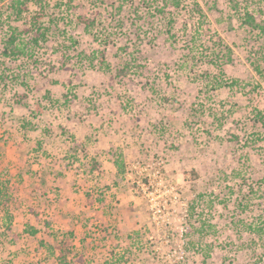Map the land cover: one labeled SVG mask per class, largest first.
<instances>
[{
	"label": "rangeland",
	"instance_id": "obj_1",
	"mask_svg": "<svg viewBox=\"0 0 264 264\" xmlns=\"http://www.w3.org/2000/svg\"><path fill=\"white\" fill-rule=\"evenodd\" d=\"M173 1L0 0V264H264V0Z\"/></svg>",
	"mask_w": 264,
	"mask_h": 264
},
{
	"label": "trees",
	"instance_id": "obj_2",
	"mask_svg": "<svg viewBox=\"0 0 264 264\" xmlns=\"http://www.w3.org/2000/svg\"><path fill=\"white\" fill-rule=\"evenodd\" d=\"M231 3H233V8L236 9L235 2L238 3L236 0H230ZM175 7L180 6L179 0H174L172 2ZM35 4L38 6L39 11L35 13L33 20H31V26L27 28L24 33H27L28 41L25 42L26 38H22V31H20L17 27L12 28V34L7 40L6 50H5V56L11 58V59H18L20 56L28 55L31 49L33 47L38 46L42 42H46L49 38V34L51 33L50 27L47 26L45 23L41 22V18L44 16L45 8L48 4V0H12L11 5L8 6L12 9V14L9 15L10 18L13 20L20 19L26 12L30 11V7ZM85 30L92 33L93 29L95 27V19L93 20H86L85 19ZM244 23L250 26L253 29H259L261 33H264V21L258 22L256 16L249 11L245 12L244 15ZM29 34V35H28ZM126 51L128 48H125ZM138 50L137 52H139ZM90 65H94V59L96 58L99 60V63L101 65V69H104L107 65L106 60V53L105 50L100 51V53H95L94 57H90ZM138 57H131L129 60H127L126 65L119 70L120 75H124L127 73V71L134 67H137L136 59ZM211 63H215L217 65V61L214 60V58L210 59ZM92 63V64H91ZM95 67V66H94ZM259 69V68H258ZM221 72L223 71L222 68L220 69ZM259 117H263L262 111L258 112ZM115 164L118 168L119 172H124V162L119 159L115 161ZM3 197L5 198V207L7 210L6 216H7V226L11 227L13 214L10 208H7V206L13 204L16 207H19L20 203L18 199L14 198L8 191L2 192ZM4 203V202H3ZM11 203V204H10ZM260 231V230H259ZM69 249L68 246H63L61 250L67 251ZM68 255L64 252L62 256L59 258L61 264H70V262L67 260Z\"/></svg>",
	"mask_w": 264,
	"mask_h": 264
}]
</instances>
